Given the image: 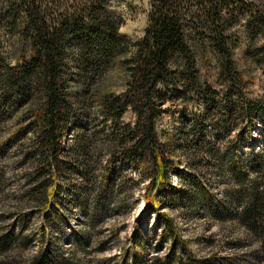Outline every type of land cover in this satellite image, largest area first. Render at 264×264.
<instances>
[{
    "label": "trees",
    "instance_id": "obj_1",
    "mask_svg": "<svg viewBox=\"0 0 264 264\" xmlns=\"http://www.w3.org/2000/svg\"><path fill=\"white\" fill-rule=\"evenodd\" d=\"M6 2L0 9V20L20 30L22 40L30 47L28 58L21 54L14 67L0 60V89L5 92L0 96V123L24 109L27 120L16 134L35 135L33 155L25 160L38 168L29 179L33 186L29 198L42 223L41 246L30 264H84L59 254L48 243L47 232L55 231L54 227L63 226L65 221L57 206L62 190L55 185V177L75 172L77 167L84 175L82 195H88L85 176L92 174L91 156H99L103 148L109 153L111 171L115 164H130L148 182L143 194L147 208L159 209L162 194L173 188L170 180L175 173L192 195L191 200L183 198L178 203L187 204V211L202 209L215 215L221 210L235 219L260 246L252 255V264H264V158L252 155L244 164L243 158L231 151L220 153L208 143L207 120L201 117L194 118L188 129L178 130L171 139L158 126L163 102L169 98L160 88L171 86L182 89L173 91V95L185 100L193 94L204 103L206 114L216 112L222 130L240 120L246 122L250 133L256 121L264 119V99L252 100L244 94L245 83L233 60L236 42L232 32L238 17L249 16L248 32L260 34L263 44L247 56L264 65V12L254 15L253 5L247 0H151L144 36L131 47L119 32L120 20L111 0ZM205 50L217 57L220 77L229 86L216 102L218 94L203 83L200 75L198 54ZM118 80H122V92L115 89ZM91 107L99 109L101 132L87 131ZM129 112L134 116L132 124L123 122ZM67 136L71 143L65 146ZM241 138L237 135V140ZM177 153L186 158L191 171L203 168L229 182L233 211L216 208L207 200V189L196 173L180 176V165L174 159ZM101 190L96 204L106 208L112 188ZM85 205L81 203L83 208ZM100 217L92 209L86 227L97 224ZM159 222L161 247L170 241L169 254L148 261L139 255L135 244L125 252L122 264H235L218 257L198 258L170 219L159 213ZM25 226L23 223L22 229ZM21 240L12 228L0 238V255ZM73 245L82 248L78 240ZM139 247L146 252L147 239Z\"/></svg>",
    "mask_w": 264,
    "mask_h": 264
},
{
    "label": "rangeland",
    "instance_id": "obj_2",
    "mask_svg": "<svg viewBox=\"0 0 264 264\" xmlns=\"http://www.w3.org/2000/svg\"><path fill=\"white\" fill-rule=\"evenodd\" d=\"M253 5L254 15L264 12V0H247ZM0 0V9L6 4ZM110 5L116 11L119 21V32L126 36L132 47L142 39L151 11V0H111ZM249 16L238 17L232 25L236 45L234 46L233 60L237 70L241 73L245 88L244 94L252 100L264 99V65L256 62L248 52H255L263 44L260 34L248 32ZM11 29L7 23L0 20V60L9 67H14L21 54L28 58L30 47L22 40L19 31ZM200 75L203 83L218 94L215 102L223 98L229 86L220 77V67L217 57L205 50L198 54ZM122 92V80H118L115 88ZM169 95L164 100L162 116L158 122L160 131L167 138L176 137L180 129H188L194 118L207 120V141L220 153L233 152L242 157L244 164L252 155L264 158V119H258L254 128L247 132L245 121L236 120L235 125L222 130L219 116L216 112L206 114L205 105L193 94L183 100L172 92L182 91L180 86L160 88ZM0 89V96L3 95ZM96 107L90 108L87 131L94 129L101 132L102 118ZM27 112L22 109L2 120L0 123V238L14 229V234L22 238L19 245L9 248L0 255L1 264H30L41 246V216L34 209V202L29 198L32 189L30 176L37 174L38 168L26 157L33 155L31 149L35 135L27 133L17 136L16 132L22 123H25ZM78 121V120H77ZM134 116L128 113L124 116V123H133ZM110 126V124H109ZM237 135H242L237 140ZM71 143L67 136L64 145ZM99 156L92 157V174L85 176L88 195H82L83 172L76 167L75 172L58 174L55 185L62 190L57 206L65 217L64 225H56L55 231L49 230L50 247L65 257H74L84 264H122L125 252L136 244L139 255H144L148 261L156 256L164 257L169 254L171 243L161 247V222L158 223V214H164L178 230L179 235L189 242V248L198 258L210 259L218 257L235 264H252L253 253L260 246L252 240L246 231L235 219L229 218L218 211L215 215L206 214L202 209L187 211V204L180 205L178 200H191L188 193L190 188L183 186L172 173L168 191L162 194L158 210L147 208L143 194L146 180L141 179L139 171L130 164H115L109 168V153L106 148L101 149ZM251 156V157H250ZM180 165L181 177L196 173L201 183L207 189V200L214 207H222L226 212L234 210L228 198L229 182L218 177L216 173L207 172L203 168L191 171L186 158L177 153L174 158ZM201 162L198 160L197 164ZM253 177V176H252ZM47 178V177H46ZM101 188L95 192V189ZM111 186L112 196L106 208L96 204L97 197ZM174 196L177 198L174 200ZM84 202L85 208L81 206ZM202 208V207H201ZM97 211L101 216L99 222L90 227L91 211ZM54 220V217H51ZM26 224L22 229V225ZM54 232V233H53ZM80 236H79V234ZM137 235V236H136ZM137 239L135 240V238ZM143 239H147L148 249L144 252L139 246ZM78 240L81 250L73 245ZM23 242V243H22ZM28 242V244H26ZM136 242V243H135Z\"/></svg>",
    "mask_w": 264,
    "mask_h": 264
}]
</instances>
